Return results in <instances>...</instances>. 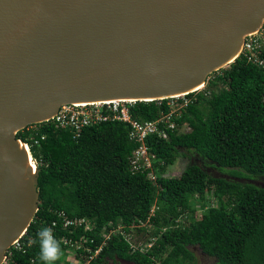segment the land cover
Instances as JSON below:
<instances>
[{
	"label": "trees",
	"instance_id": "trees-1",
	"mask_svg": "<svg viewBox=\"0 0 264 264\" xmlns=\"http://www.w3.org/2000/svg\"><path fill=\"white\" fill-rule=\"evenodd\" d=\"M184 98L190 99L187 105L171 113L170 102ZM127 106L138 121L171 113L175 128L160 124L167 138L145 137L155 155L154 180L147 169L132 170L129 157L139 143L130 138L127 122L86 126L78 137L51 120L16 133L39 170V204L10 264H41L36 233L44 226L68 233L61 229L58 211L92 224L91 230L72 234L86 238L92 250L101 246L88 264H194L190 246L218 264H264V68L240 55L210 74L200 90ZM184 125L190 129L182 131ZM180 156L188 159L182 172L165 176ZM207 168L228 175L216 176ZM255 178L261 182L249 181ZM119 223L125 234H142V243L155 238L153 245L140 251L119 232L105 239L102 227ZM60 248L55 264H69L61 243Z\"/></svg>",
	"mask_w": 264,
	"mask_h": 264
},
{
	"label": "water",
	"instance_id": "water-1",
	"mask_svg": "<svg viewBox=\"0 0 264 264\" xmlns=\"http://www.w3.org/2000/svg\"><path fill=\"white\" fill-rule=\"evenodd\" d=\"M263 23L264 0H0V263L39 204L19 130L62 104L200 90Z\"/></svg>",
	"mask_w": 264,
	"mask_h": 264
},
{
	"label": "built area",
	"instance_id": "built-area-1",
	"mask_svg": "<svg viewBox=\"0 0 264 264\" xmlns=\"http://www.w3.org/2000/svg\"><path fill=\"white\" fill-rule=\"evenodd\" d=\"M240 55H243L248 62L257 65L258 67L264 68V23L258 30L248 33L244 36L238 56ZM183 96L184 95L173 98H179ZM189 100L190 99L184 98L183 101L179 103L176 100L172 101L171 113H176V109L186 106ZM132 102L133 101L112 100L96 103L62 104L54 116H52V118L47 121L51 120L58 127L70 128L74 137L79 136L82 128L100 122L109 120H120L127 122L131 127L130 138L139 143V146L129 157L132 170L144 171L147 169L148 176L154 180L155 175L153 171V160L155 155L149 152L148 146L145 143V137L148 134L156 133L159 136L167 138V132L165 131L164 127L162 128V126H160V124L164 123L165 127L171 129L175 128V124L173 121L169 120L171 113L168 115H161L159 118L149 121H138L133 119L130 116L127 106V103L131 104ZM27 126L33 127L35 125L30 124ZM184 126H182V128ZM35 142L37 141L35 140ZM25 145L29 150L27 143H25ZM33 162L36 165L34 160ZM152 214L153 208L150 212V215ZM57 215L61 219V229H67L68 231V233L63 232L60 234L58 232V234L56 233V230H53L54 236L61 244H63V260L68 261L69 264H88L90 260L100 251L101 246L97 247L95 250H92V248L86 246V238L83 236L75 237L72 234L75 233L78 228L91 230L93 227L92 224L83 217H69L63 211H58ZM148 221L149 219L146 221V223ZM52 225L55 226L56 223L53 222ZM143 225H145V223H142L139 226ZM130 227H134V225ZM117 232L125 234L123 225H121V223L117 225L105 224L101 231L105 239H108L111 235ZM132 234L133 236H131ZM132 234L128 233L125 235L128 239H130L131 246L133 248H137L140 251H146L153 245L155 238L142 243L141 239H137L136 233ZM21 236L12 241L10 246L5 250L0 264H10V261H12L13 250L22 249L24 243L20 241ZM92 240L93 239H90V241ZM84 250L88 252V255L81 253V251Z\"/></svg>",
	"mask_w": 264,
	"mask_h": 264
},
{
	"label": "rangeland",
	"instance_id": "rangeland-1",
	"mask_svg": "<svg viewBox=\"0 0 264 264\" xmlns=\"http://www.w3.org/2000/svg\"><path fill=\"white\" fill-rule=\"evenodd\" d=\"M171 103V102H170ZM178 110V109H176ZM190 128L185 125L182 130L186 131L189 130ZM188 159L185 157H178L175 162L171 165H168V167L166 168V171L164 173L165 176H178L182 170L184 169V167L186 166ZM209 173H212L216 176H220V177H227V173L226 172H220L217 169H212V168H207ZM249 181H253L257 184H259L261 182L260 179L255 178L254 180L251 179ZM210 203L215 205L216 204V200L213 197H210ZM143 237L142 234H137V239ZM142 239V238H141ZM191 251L194 254V264H218V262L216 261V259L214 257L208 256L204 253L201 252V250L198 248V246H190ZM109 264H113L112 262H109Z\"/></svg>",
	"mask_w": 264,
	"mask_h": 264
},
{
	"label": "clouds",
	"instance_id": "clouds-1",
	"mask_svg": "<svg viewBox=\"0 0 264 264\" xmlns=\"http://www.w3.org/2000/svg\"><path fill=\"white\" fill-rule=\"evenodd\" d=\"M39 243L38 260L41 264H55L61 253L60 243L53 234V228L42 227L37 233Z\"/></svg>",
	"mask_w": 264,
	"mask_h": 264
},
{
	"label": "bare ground",
	"instance_id": "bare-ground-1",
	"mask_svg": "<svg viewBox=\"0 0 264 264\" xmlns=\"http://www.w3.org/2000/svg\"><path fill=\"white\" fill-rule=\"evenodd\" d=\"M255 31V30H254ZM239 50H240V46L238 45L237 48L233 51V55H232V58L234 56H236L238 53H239ZM76 104H83V103H76ZM18 146L20 149H22L25 153L28 152V148L27 146L25 145V143L19 141L18 142ZM26 166L30 169V174H35L36 172V169H35V164L33 163L32 160H30V154H29V159L26 160ZM25 176H27V174L25 173Z\"/></svg>",
	"mask_w": 264,
	"mask_h": 264
}]
</instances>
